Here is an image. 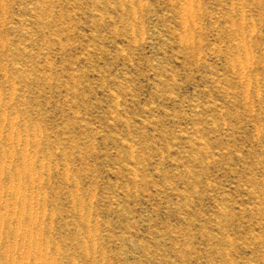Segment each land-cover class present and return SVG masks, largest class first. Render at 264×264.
Wrapping results in <instances>:
<instances>
[{
	"label": "rangeland",
	"instance_id": "rangeland-1",
	"mask_svg": "<svg viewBox=\"0 0 264 264\" xmlns=\"http://www.w3.org/2000/svg\"><path fill=\"white\" fill-rule=\"evenodd\" d=\"M0 165V264H264V0H0Z\"/></svg>",
	"mask_w": 264,
	"mask_h": 264
},
{
	"label": "bare ground",
	"instance_id": "bare-ground-1",
	"mask_svg": "<svg viewBox=\"0 0 264 264\" xmlns=\"http://www.w3.org/2000/svg\"><path fill=\"white\" fill-rule=\"evenodd\" d=\"M19 168H15L13 171H18ZM5 173V169L3 166L0 165V198L2 197L3 195V192L4 191H7V193H12L13 190L15 189V186L12 184H8L6 185V187L4 188L2 183H1V180H2V176L4 175ZM20 198H23L24 200H27L26 196L24 195H21L19 196ZM29 199V198H28ZM30 201H32V199H29ZM13 205V204H11ZM10 205V206H11ZM5 223H4V220L2 218H0V226H3ZM26 244H32V240L31 239H28L26 241ZM18 252H11V253H8V254H4V258L6 261H10L9 263L11 264H23V262H27L25 264H30V262H37L39 264L40 262V259L38 258L39 256L35 253H32L31 251H22V250H17ZM17 256V259L16 260V257ZM35 264V263H34Z\"/></svg>",
	"mask_w": 264,
	"mask_h": 264
}]
</instances>
